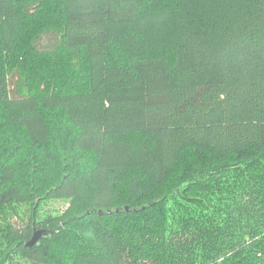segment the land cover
<instances>
[{"label":"trees","instance_id":"trees-1","mask_svg":"<svg viewBox=\"0 0 264 264\" xmlns=\"http://www.w3.org/2000/svg\"><path fill=\"white\" fill-rule=\"evenodd\" d=\"M149 1L0 0V122L17 137L0 152V264H52L78 235L73 264L264 257V0ZM18 138L59 145L57 165L17 168ZM206 195L222 215L169 225Z\"/></svg>","mask_w":264,"mask_h":264},{"label":"rangeland","instance_id":"rangeland-1","mask_svg":"<svg viewBox=\"0 0 264 264\" xmlns=\"http://www.w3.org/2000/svg\"><path fill=\"white\" fill-rule=\"evenodd\" d=\"M169 1H171V0H169ZM151 2H152L151 0L147 3L144 2V4L141 7V11L148 10L149 8H151V9L158 8L160 6L166 7L169 4L168 0H158V1H153L152 2L153 5L151 6ZM159 3H161V5H159ZM41 19H44L43 24H46V25H49L51 23H55V20L57 19L56 18V12L53 11L49 14L45 13V15ZM32 24H33V26H36V24H38V20L36 22L33 21ZM149 56L151 57L152 55H149ZM160 56H163L162 59H165V60L169 59L168 56H166V55H160ZM140 59L141 58H136V59H134V61H137ZM33 64L35 66H33ZM27 65H28V68H27ZM24 66H26L23 69L24 72L31 74L32 72L29 71V68H35V70H40L43 73H45L43 75L47 79L49 77H47L45 75L49 76V74L51 73L50 70L44 71V69H47V68L41 67V64L36 65L34 63V60H28L27 62L24 63ZM38 78H42V75H40ZM38 82H41V80ZM41 87H42V89H44L46 87V85L42 82ZM50 90H52V86L50 87ZM2 114L4 116V113H2ZM8 130H10V129H8V127H6L3 123L0 122V152H1L3 146H5L9 142H13L17 138L15 135H13L14 132H11L9 134ZM10 131H12V130H10ZM71 136H72V134H71V132H69L67 135L68 144L72 142ZM126 138L133 140L135 142L138 139V138H134V137H126ZM16 144H17V146L20 145L22 147L19 150L17 157H15V160H14V161H16V163H15L16 167L21 168V166H22L21 163L23 161L28 162V161L33 159L34 163H32L31 165L35 166V168H34L35 170L33 171V173H35V174L37 172V168L40 167L41 164L45 165L47 169L48 168L51 169V167H53V165H57V163L61 157V155H60L61 147L59 145H55V146L50 147V148L42 147V149L40 150V149H37L33 144H31L29 142L26 143V141H24L22 138H18L17 142L14 143V146ZM12 145H13V143H12ZM75 151L76 150L73 148L72 153ZM79 154H80V157H77V158L75 157L73 163L75 162L78 164L80 161L83 162L88 157V155L82 154L81 152ZM32 166L27 170V171H29V173L32 170ZM261 171L264 175V165L261 167ZM27 175H29V174H27ZM21 182H23V177L19 178L18 183H21ZM186 196H189V195L188 194H182V193H179V194L176 193V196L170 198V201L183 202V200H181V198H183L185 201V200H187ZM199 200L203 201V202H200V203L199 202L198 203L189 202L188 205L193 206V207L190 209L187 208V211H182L179 208H174V210H173V208H172V212L168 213V216H166V215L164 216L165 218H169V220H168L169 225L171 227H174L176 219H179L180 217H182V215H184V217H189L190 215L195 214L196 211H194V210L196 208L200 207L202 204H203V206L204 205H206V206L211 205V206H216V208H218V207L221 208V211H220L219 209H214V208L210 207L209 209L212 211V213H221V215L224 213V211H222L225 207L223 205L224 200L222 201V199H214V198L207 196V195L202 200H201V198H199ZM68 204H69V202H67V201H53V202L49 203L48 209L51 212H53L54 214H56V213L59 214V213L64 212L67 209ZM197 211H200V210H197ZM171 214H173V215L171 216ZM160 223L161 224L164 223V222H162V219H160ZM78 236H79L78 237L79 239H77L76 236H72V237H68V239L64 240V242H63L64 246L59 249L58 254H57L58 256L57 257L55 256L54 258H52L54 260V261H52V264H73V261L71 258H72V256H74L76 254L75 253V249H76L75 247L79 246L82 243L87 244V241H85L86 240L85 237H82V235H78ZM77 241H79L80 243ZM248 264H264V257L259 256L258 258H255V259L253 258V260L250 261V263H248Z\"/></svg>","mask_w":264,"mask_h":264},{"label":"water","instance_id":"water-1","mask_svg":"<svg viewBox=\"0 0 264 264\" xmlns=\"http://www.w3.org/2000/svg\"><path fill=\"white\" fill-rule=\"evenodd\" d=\"M47 234V232L45 231H36L33 235V238L31 239V241L27 244V246L32 247L35 244L38 243V241Z\"/></svg>","mask_w":264,"mask_h":264}]
</instances>
